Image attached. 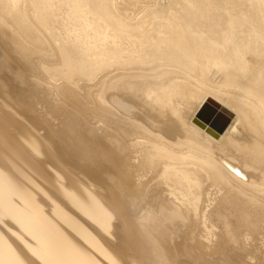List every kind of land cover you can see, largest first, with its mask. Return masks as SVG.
I'll return each instance as SVG.
<instances>
[{
	"label": "bare ground",
	"instance_id": "1",
	"mask_svg": "<svg viewBox=\"0 0 264 264\" xmlns=\"http://www.w3.org/2000/svg\"><path fill=\"white\" fill-rule=\"evenodd\" d=\"M0 264H264V0H0Z\"/></svg>",
	"mask_w": 264,
	"mask_h": 264
},
{
	"label": "water",
	"instance_id": "2",
	"mask_svg": "<svg viewBox=\"0 0 264 264\" xmlns=\"http://www.w3.org/2000/svg\"><path fill=\"white\" fill-rule=\"evenodd\" d=\"M223 111H225V110H223ZM216 115H217V111H215L214 109H208L207 111H205V109H202L197 114L195 119H193V122L198 127H200L201 129L209 132V129L207 128V126L211 123V121H213L215 119ZM225 124H227V123H225ZM225 126L220 130V132H222L224 130Z\"/></svg>",
	"mask_w": 264,
	"mask_h": 264
},
{
	"label": "rangeland",
	"instance_id": "3",
	"mask_svg": "<svg viewBox=\"0 0 264 264\" xmlns=\"http://www.w3.org/2000/svg\"><path fill=\"white\" fill-rule=\"evenodd\" d=\"M217 115H219L220 116V114L217 112ZM159 125H162V124H159ZM210 136V135H209Z\"/></svg>",
	"mask_w": 264,
	"mask_h": 264
}]
</instances>
